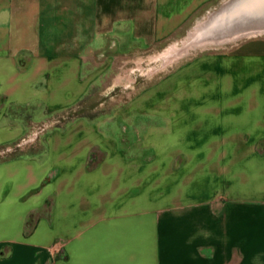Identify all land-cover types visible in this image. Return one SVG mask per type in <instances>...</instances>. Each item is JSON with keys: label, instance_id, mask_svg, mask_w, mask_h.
I'll return each instance as SVG.
<instances>
[{"label": "crops", "instance_id": "crops-1", "mask_svg": "<svg viewBox=\"0 0 264 264\" xmlns=\"http://www.w3.org/2000/svg\"><path fill=\"white\" fill-rule=\"evenodd\" d=\"M210 1L0 0V148L76 104L99 54ZM129 107L136 127L75 117L0 159V264H264V35Z\"/></svg>", "mask_w": 264, "mask_h": 264}, {"label": "rangeland", "instance_id": "rangeland-1", "mask_svg": "<svg viewBox=\"0 0 264 264\" xmlns=\"http://www.w3.org/2000/svg\"><path fill=\"white\" fill-rule=\"evenodd\" d=\"M220 1L212 0L208 5L201 6L189 20L180 22L174 33L151 45L141 46L135 41L123 38L115 43L112 51L99 54L100 56L87 64L91 82L78 102L67 110L53 114L46 122L31 124L28 133L22 138L7 147L0 148V159L28 149L34 151L29 147L34 142L42 141V134L47 129L75 117H82L102 128H113L120 133L123 130L122 126L131 124L129 121L134 119L122 118V113L130 108L129 104L133 96L150 89L171 71L196 56L204 53L228 52L236 43L245 39L209 48L189 46L188 35L193 25L208 9H212ZM172 46L176 47L174 48L178 53L175 56L172 54L170 59L163 58V52ZM133 125L136 127L135 122Z\"/></svg>", "mask_w": 264, "mask_h": 264}, {"label": "water", "instance_id": "water-1", "mask_svg": "<svg viewBox=\"0 0 264 264\" xmlns=\"http://www.w3.org/2000/svg\"><path fill=\"white\" fill-rule=\"evenodd\" d=\"M264 34V0H221L191 28L190 47L209 48Z\"/></svg>", "mask_w": 264, "mask_h": 264}, {"label": "bare ground", "instance_id": "bare-ground-1", "mask_svg": "<svg viewBox=\"0 0 264 264\" xmlns=\"http://www.w3.org/2000/svg\"><path fill=\"white\" fill-rule=\"evenodd\" d=\"M189 40V39H188ZM175 47V46H174ZM174 47H171V48H169L167 51H165V52H163V58H167V57H170L173 53H174V51L176 50ZM183 49V48H182ZM178 53V52H177ZM162 54V53H161ZM169 55V56H168Z\"/></svg>", "mask_w": 264, "mask_h": 264}]
</instances>
